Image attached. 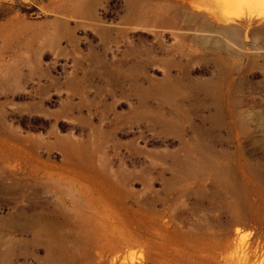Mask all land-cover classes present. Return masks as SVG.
<instances>
[{"label": "rangeland", "instance_id": "obj_1", "mask_svg": "<svg viewBox=\"0 0 264 264\" xmlns=\"http://www.w3.org/2000/svg\"><path fill=\"white\" fill-rule=\"evenodd\" d=\"M231 2L0 0V264H264V5Z\"/></svg>", "mask_w": 264, "mask_h": 264}, {"label": "bare ground", "instance_id": "obj_2", "mask_svg": "<svg viewBox=\"0 0 264 264\" xmlns=\"http://www.w3.org/2000/svg\"><path fill=\"white\" fill-rule=\"evenodd\" d=\"M233 2H231V3H234V1H237L238 2V0H232ZM240 1V3H241V5L243 6V4L244 5H246V6H248L249 8L250 7H255L256 5L258 6V5H260V6H258L259 8H261V5H262V8H263V5H264V3H262L263 2V0H239ZM239 3V2H238ZM245 6V7H246ZM257 7V8H258ZM256 8V7H255ZM261 14V13H260ZM262 259V258H261Z\"/></svg>", "mask_w": 264, "mask_h": 264}]
</instances>
